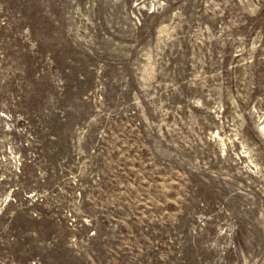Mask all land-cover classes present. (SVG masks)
<instances>
[{"label": "rangeland", "instance_id": "rangeland-1", "mask_svg": "<svg viewBox=\"0 0 264 264\" xmlns=\"http://www.w3.org/2000/svg\"><path fill=\"white\" fill-rule=\"evenodd\" d=\"M0 264H264V0H0Z\"/></svg>", "mask_w": 264, "mask_h": 264}]
</instances>
